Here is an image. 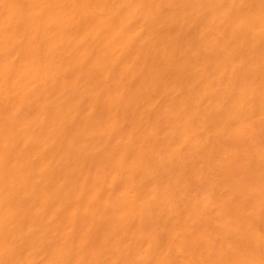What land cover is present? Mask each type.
Here are the masks:
<instances>
[{"label":"bare ground","instance_id":"obj_1","mask_svg":"<svg viewBox=\"0 0 264 264\" xmlns=\"http://www.w3.org/2000/svg\"><path fill=\"white\" fill-rule=\"evenodd\" d=\"M0 264H264V0H0Z\"/></svg>","mask_w":264,"mask_h":264}]
</instances>
